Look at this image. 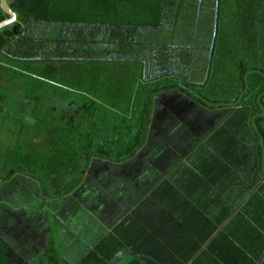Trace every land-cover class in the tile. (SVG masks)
I'll return each instance as SVG.
<instances>
[{"label": "trees", "instance_id": "trees-1", "mask_svg": "<svg viewBox=\"0 0 264 264\" xmlns=\"http://www.w3.org/2000/svg\"><path fill=\"white\" fill-rule=\"evenodd\" d=\"M201 1L213 15L207 14L204 26L196 15L178 35L185 0H8L18 22L0 30L1 105L13 101L8 90L20 86V74L34 77L20 71L22 63H133L143 74L123 111L85 92L74 91L84 100L70 104L60 96L47 115L56 122H48L50 134L26 136L9 156L19 166L0 167V204H10L0 214L24 216L32 220L27 226L45 231L54 218L61 224L60 213L75 203V216L87 212L111 227L77 264H111L127 248L132 255L118 264H177L163 249L171 221L160 209L177 215L175 203L193 197L191 186L201 180L198 172H208L209 158L166 151L168 144L190 139L174 134L171 114L156 123L161 131L169 126L168 144L164 136H151L161 94L175 91L211 110H204L203 119L221 112L217 121H226L230 132L218 128L210 140L221 136L234 150L241 138L264 158V0ZM9 18L0 0V23ZM99 44L120 52L94 53ZM197 61L206 68L195 67ZM223 80L228 91L219 87ZM212 82L221 90L217 98L207 92Z\"/></svg>", "mask_w": 264, "mask_h": 264}, {"label": "crops", "instance_id": "crops-1", "mask_svg": "<svg viewBox=\"0 0 264 264\" xmlns=\"http://www.w3.org/2000/svg\"><path fill=\"white\" fill-rule=\"evenodd\" d=\"M98 66L102 65L98 63ZM61 76V79H66ZM53 85L65 90L64 95L56 96H64L63 102L70 104L72 98L69 96L72 97L74 91L62 85ZM14 94L20 96L21 93ZM54 95L52 90L47 93L48 104L43 107L47 115L54 113L56 109L58 100L54 98ZM173 96L183 95L175 91L161 94L160 100L162 98L167 101H161L159 110L156 109L155 120L150 127L151 136L163 137L162 134L156 135L158 130L156 123L166 120H162V117L156 119V116L159 112L166 111L174 116L175 120L168 122L175 125H173L174 134L178 132H183V135L190 134L189 141L187 139L185 143L178 142L176 146L167 143L168 135L165 134L163 140L168 144L166 151L175 152L179 157L183 152V157L193 153L196 161L207 153L209 161L206 170L208 172H204L207 177L204 173L198 172L203 183L197 179L191 186V192H194L193 197L191 196L190 199L183 194V197L188 200L181 204L175 203L174 209L177 215H173L164 207L160 209L166 219L171 221V234H167L163 249L175 257L177 264L178 262L182 264H264V158L261 160L257 149L244 144L241 138L238 139L240 142L238 141L234 150L231 146L229 147V142H223L221 136L210 140L218 128H227V122L203 121V125H200L191 123L193 121L191 116L188 118L190 121L181 120L179 115H184L186 112L180 111L181 104L179 105L176 101L173 104ZM39 102V99H36L32 105L24 102L20 108L25 110L24 107L31 106L34 111L40 105ZM169 104H172V109L168 107ZM198 125L200 129H197ZM228 132H230L229 129ZM254 146L257 148L256 143ZM162 175L163 179L168 178L167 174ZM198 190L202 191V195ZM4 205L0 204V209L10 206L8 203ZM1 213H3L2 209ZM95 219L104 227L102 237L111 232L110 226L98 218ZM60 220L65 222L68 219L60 218ZM31 221L24 216L6 218L0 214V264H62L61 260L63 264H77L99 241L90 244L80 253L76 250L73 253L62 251L61 260H57V256L50 252L51 225L46 226L45 231L33 230L32 226L26 225H30ZM53 221L57 222L56 218ZM187 244L190 247H186ZM126 255H132L130 248L115 257L111 264H118L120 258ZM185 257L189 260L185 261Z\"/></svg>", "mask_w": 264, "mask_h": 264}, {"label": "rangeland", "instance_id": "rangeland-1", "mask_svg": "<svg viewBox=\"0 0 264 264\" xmlns=\"http://www.w3.org/2000/svg\"><path fill=\"white\" fill-rule=\"evenodd\" d=\"M233 0H229L232 2ZM204 4L201 0H185L184 6L179 11V25L175 27L177 34L181 35V31L184 32L188 27V22L190 19L195 18L197 21L201 19L205 25L209 17L207 15H213V9L210 11L206 10ZM194 17H193V16ZM201 17V18H200ZM186 28V29H185ZM202 34V33H200ZM196 39V37H195ZM92 51L99 55H103L107 52L112 54H119L120 50L117 46H112L108 44H99L97 46H92ZM143 53V51H140ZM136 55V53H135ZM247 58V57H246ZM195 67L199 70L206 68V63L204 61H197ZM97 63L91 64H68L64 65L62 63H30V64H20L19 68L21 72L31 74L32 77H27L24 74H20L19 79L16 80L20 83L18 88L11 87L8 92L13 91L9 97L13 101L8 102L5 106L0 104V167L5 168L6 165H12V163L17 164L18 162L12 161L9 156L11 155V149L18 146L23 147L25 144L24 140L26 136H37L36 138H43V134L49 135L47 132L48 122H52L55 125V121L50 119L47 114L43 111V107L48 104L49 97L47 93L49 90L55 94L54 98L59 101L60 96L64 95L65 90L54 86L53 84H58L67 87L70 90L78 91L82 94L88 93L94 98L99 100L101 103L115 107L118 110H125L129 105V101L132 98L133 90L135 85L142 77L143 70L140 65L133 63ZM197 77L203 76L201 72ZM66 77V79H61L60 76ZM61 76V77H62ZM233 76H235L233 74ZM216 79V78H215ZM232 79V78H231ZM66 80V81H65ZM200 80V81H199ZM233 80V79H232ZM15 79H10V85H13ZM201 84L202 79H198ZM226 83V84H224ZM229 90V84L227 81L223 80V83L219 85L221 89L227 88ZM218 83L212 82L207 92L214 94L217 98L221 94L216 89ZM225 91V92H227ZM14 93H21L20 96ZM82 94H72V97L81 102L84 100ZM66 97L68 95H65ZM39 99V106L32 111L30 105ZM55 101V100H54ZM28 102L30 107H24L22 110L20 106ZM206 111H211L209 109H204ZM212 113V112H211ZM221 113V112H220ZM219 112H214V116H218ZM264 115V114H263ZM223 115H221L222 117ZM177 119V117H175ZM37 124V128L35 126ZM42 124L41 127L40 125ZM46 130V132L44 131ZM191 130V129H190ZM170 132L169 126L168 130L164 129L162 132L156 131V135L164 136L168 135ZM8 163V164H7ZM17 166H19L17 164ZM38 171L33 174V177L38 176ZM38 178V177H36ZM39 188L43 189V186L38 185ZM77 213V206L75 203L70 204L64 210L60 217L63 219H68L61 224L51 222L52 233L50 249L51 254L57 256V260H61L62 251H69L73 253L74 250L80 253L87 249V246L93 244L95 241L100 240L104 233V227L97 223L96 219L93 218L87 212H80L79 216H75ZM72 215V216H71ZM52 256V255H51Z\"/></svg>", "mask_w": 264, "mask_h": 264}, {"label": "flooded vegetation", "instance_id": "flooded-vegetation-1", "mask_svg": "<svg viewBox=\"0 0 264 264\" xmlns=\"http://www.w3.org/2000/svg\"><path fill=\"white\" fill-rule=\"evenodd\" d=\"M174 99H173V104L175 103H178L179 105L181 104L182 107H181V112H186L184 115H179V118L181 120H189L188 118L191 116L193 119V121H191V123H199L200 125H203V121H206V122H212L214 120H217L220 118V115L218 116H211V117H208L207 119H203V113H204V110L201 109V108H198L197 105L194 103V102H190L189 99H186L182 96H179V97H176V96H173ZM161 101H167L166 99H163L161 98ZM170 106H168L169 108H173V106H171L172 104H169ZM200 107V106H199ZM192 112H194V114H192ZM169 114L164 111L163 113H158L157 116H156V119H162L165 120L166 118L168 117H171V116H168ZM172 117H174L172 115ZM170 120H173V119H170ZM190 121V120H189ZM200 125H198L197 129H200ZM263 127H264V122H263ZM17 188L21 186L20 182H18L17 180V184H16Z\"/></svg>", "mask_w": 264, "mask_h": 264}, {"label": "water", "instance_id": "water-1", "mask_svg": "<svg viewBox=\"0 0 264 264\" xmlns=\"http://www.w3.org/2000/svg\"><path fill=\"white\" fill-rule=\"evenodd\" d=\"M1 8L7 15L10 16V18L7 19V20L2 21L0 23V30H2L3 28H5V27H7L9 25H12V24L18 22V15L10 7V5L8 3V0H1ZM261 144H262V147L264 148L263 139H261Z\"/></svg>", "mask_w": 264, "mask_h": 264}]
</instances>
